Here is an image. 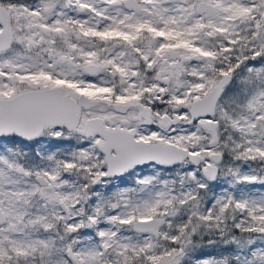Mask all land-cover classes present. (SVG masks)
<instances>
[{"label":"snow or ice","instance_id":"obj_1","mask_svg":"<svg viewBox=\"0 0 264 264\" xmlns=\"http://www.w3.org/2000/svg\"><path fill=\"white\" fill-rule=\"evenodd\" d=\"M0 264H264V0H0Z\"/></svg>","mask_w":264,"mask_h":264}]
</instances>
